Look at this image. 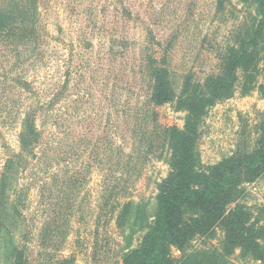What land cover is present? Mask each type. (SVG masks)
<instances>
[{
  "label": "rangeland",
  "instance_id": "rangeland-1",
  "mask_svg": "<svg viewBox=\"0 0 264 264\" xmlns=\"http://www.w3.org/2000/svg\"><path fill=\"white\" fill-rule=\"evenodd\" d=\"M259 20L258 0H0V211L18 264H122L140 246L185 128L178 99L207 90ZM247 53L199 121L202 170L259 147L264 32ZM162 79L175 99L158 102ZM246 174L234 197L261 225L264 172ZM225 242L218 224L171 245L172 264H262Z\"/></svg>",
  "mask_w": 264,
  "mask_h": 264
},
{
  "label": "trees",
  "instance_id": "trees-1",
  "mask_svg": "<svg viewBox=\"0 0 264 264\" xmlns=\"http://www.w3.org/2000/svg\"><path fill=\"white\" fill-rule=\"evenodd\" d=\"M258 9L260 20L253 36L230 55L224 73L213 79L198 97L178 99L187 111V118L176 144L172 171L160 184L157 212L143 242L124 254L122 264H172L171 245H183L218 224H222L226 232L227 253L241 248L264 264V224L254 220L234 197L243 174L264 172V123L259 147L252 157H230L208 170L198 168L195 157L201 117L232 90L237 71L247 60L248 47L258 45L263 35L264 0H258ZM156 98L158 102L176 98L163 79L158 83ZM190 210L197 214L187 217ZM14 221L17 222L14 213L0 211V264H18V227Z\"/></svg>",
  "mask_w": 264,
  "mask_h": 264
}]
</instances>
